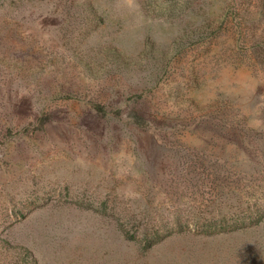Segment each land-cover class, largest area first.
Instances as JSON below:
<instances>
[{"label":"rangeland","instance_id":"374dc122","mask_svg":"<svg viewBox=\"0 0 264 264\" xmlns=\"http://www.w3.org/2000/svg\"><path fill=\"white\" fill-rule=\"evenodd\" d=\"M222 4L0 9L28 53L0 60V264H264V66L230 24L201 40ZM145 210L178 227L148 249Z\"/></svg>","mask_w":264,"mask_h":264},{"label":"trees","instance_id":"16d2710c","mask_svg":"<svg viewBox=\"0 0 264 264\" xmlns=\"http://www.w3.org/2000/svg\"><path fill=\"white\" fill-rule=\"evenodd\" d=\"M222 3L221 12L213 18L204 19L201 25L197 28V32H200V37H202V39L200 37L199 39L203 40L207 34L210 35L218 28L220 29L222 25L227 26L230 24V32L237 35V38L241 39L245 44V57L247 58L248 63L252 65L254 64V66L256 64L264 66V35L262 34L258 37L254 30L255 24L251 23V21L255 19V16H264V0H222ZM13 5L14 0H0V9H11ZM8 12L6 11L3 15L9 16ZM204 22L206 23L204 24ZM205 29L212 31L207 33ZM16 32L14 22L7 18L0 20V60L9 64L21 63L20 65H22V69H25L24 62L27 61V58H24L25 55H28L27 51L24 49V53L21 54L17 49H13V47L15 48L14 42L16 40ZM203 34L205 37H203ZM209 35H207V37ZM9 69L11 70L5 73L6 75L12 76V68L10 66ZM188 161H192L195 164L197 163V159H190ZM220 193H216V200L220 198ZM210 204H213V202L211 201ZM134 210L135 209H133V211L130 210L131 216L134 215ZM139 212L142 213V211ZM143 214L144 212L142 213V217ZM250 215L256 216V219L258 220L263 219L264 203L261 205L259 204V206L256 205V207L251 210ZM258 220L255 221L250 219L248 224H257L259 222ZM137 223V226L141 228L139 242L144 244V248L146 249L162 241L163 238L159 232L160 230L164 229V231L167 230L170 232L171 230H177L178 228L175 225L163 223L162 219L156 221L148 211L146 212V217L139 218L137 221L135 220L133 223H130L132 225L131 227L136 226ZM244 224L248 225L247 222H244ZM128 232H130V230H127L126 233ZM25 257L27 258L28 264H38L31 251L26 250Z\"/></svg>","mask_w":264,"mask_h":264}]
</instances>
